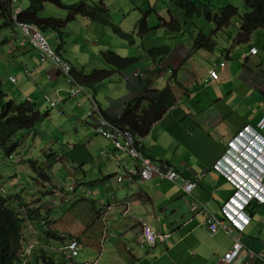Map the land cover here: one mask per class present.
Listing matches in <instances>:
<instances>
[{
    "label": "crops",
    "instance_id": "0c3cea01",
    "mask_svg": "<svg viewBox=\"0 0 264 264\" xmlns=\"http://www.w3.org/2000/svg\"><path fill=\"white\" fill-rule=\"evenodd\" d=\"M11 30L17 33L15 28ZM257 34L258 31L253 34V40L260 39ZM19 35L14 39L15 45L10 46L6 58H20L24 61L23 69L12 72L9 69H1L0 78L6 90L7 82H11L10 78L19 75L20 82L16 78L19 94L12 92L9 97L16 102L32 100L36 103L41 114L45 116L39 124H44L52 117V110L57 112L50 119L51 133L43 129L42 133L46 138L39 144V166L49 169L50 172H57V175L61 174V179H58L56 174L52 173L55 177L48 178L45 189H40L39 183V190L44 191L39 193V204L50 206L55 201L60 208L64 206L59 211L63 214L65 223L53 225V229L65 234L64 236L71 233L72 237H80L86 253L93 254V250L98 251L99 245L103 252H109L103 248L100 241L97 243L92 239L95 231L100 233L102 238L105 233L109 236V226L118 219L125 238L137 242L138 245L143 225L147 223L164 235L165 240L154 248L146 246L141 249L138 245L141 250H146V257L126 244L115 245L114 251L118 252L121 247L126 251L125 261L128 260L132 264L137 261L142 264H223L224 256L234 244L233 236L221 231L211 237L206 220L209 215L222 219V207L236 191L235 185L226 175L216 170V165L220 161L223 163L226 158H231V144L238 142L243 147L249 135H244L246 138L238 137L246 127H256L264 113V54L259 55L257 43L251 46V50L255 48L257 53L252 54L251 50L247 52L246 66L243 67L241 62L228 64L227 60L232 59V52L227 51L228 59H221V63L225 62L226 66L219 68L218 81L209 77L211 68L206 66L208 57L204 55L206 51L203 50L195 52L185 64L181 61L184 56L176 66L173 63L175 59L171 61V65L173 63L172 66L177 70V78L172 80L169 73L171 71L165 70L168 61L163 64L162 69V66L153 63L146 55L142 56L141 62L144 65L138 64L134 71L148 72L149 80L153 82L152 87H156L164 77L167 84L173 87L177 104L162 120L152 126L148 135L139 140V147L153 160L178 170L181 179L175 183L157 179L140 182L134 174L138 169V162L126 153L117 152L109 140L96 133L95 121H87L86 116L91 109L89 98L94 96L91 90L73 97L65 78L53 65L41 64L37 52L32 49L18 48ZM234 39L235 37L233 43ZM4 42L10 41L6 38ZM260 43L264 52V40ZM7 45L9 47V44ZM104 45L111 46L112 42L107 41ZM3 49L0 48V53ZM187 50L188 54L190 47ZM71 52L73 51L68 50V47L62 46L61 54L79 71L83 66L78 65L79 58L71 57ZM103 52L100 51L101 57ZM254 57L257 58L252 60ZM252 67L254 70L246 72L247 68ZM26 70L30 71V76L25 74ZM159 73L162 77L157 76ZM124 75L126 72H117L111 79L96 87L98 93L95 97L101 109H114L122 114L126 101L131 99L130 96L139 94L141 85L133 84L132 87L126 88ZM106 82L109 85L100 89V85ZM167 84H161L158 89ZM46 96L57 103V108H50ZM36 127L33 131L23 132L21 136L26 138L27 134L32 135ZM38 137L39 140L42 138L37 135L35 139ZM239 164L240 161L237 160L236 165L229 169H236ZM227 165L231 167L229 162ZM121 175L125 180L119 182L117 178ZM184 178H194L198 181L199 185L193 192V198L206 207V215L200 216L190 212L188 200L183 197L184 192L181 189ZM71 184L76 185L75 193H68L69 202L59 203L61 195H55L52 189L64 188ZM250 207L252 212H248L251 215V223L242 238L245 248L232 264H264V260L249 259L250 251L264 252V203ZM66 241H59L54 248L60 247L62 250ZM53 243L56 242L51 240L50 245ZM109 256L108 259L112 258L110 264L125 263L122 258H119V263L117 257ZM79 263L97 264V261L82 258Z\"/></svg>",
    "mask_w": 264,
    "mask_h": 264
},
{
    "label": "rangeland",
    "instance_id": "374dc122",
    "mask_svg": "<svg viewBox=\"0 0 264 264\" xmlns=\"http://www.w3.org/2000/svg\"><path fill=\"white\" fill-rule=\"evenodd\" d=\"M64 4L71 5L75 3H79L81 0H62ZM197 2L201 3H208V6L212 10L213 15L216 13H219L220 9L226 6H234L238 8L239 15L234 17L230 23V25L222 32H216V25L213 20H210L205 13H202L201 15H195L193 18H191V22L195 23V25H192L189 28L188 31H185V37L182 40V38L179 37L177 41L175 39H172L174 37L173 33L164 29L163 27H160L159 24L161 23L162 19L170 20L172 16L179 17L182 19L187 18L186 13L179 7L178 5H175L171 3L169 0H107L106 4L109 7L110 15L113 20V23L121 28V30L125 33H134L135 34V44L131 45V42L128 40H124L121 37H119L114 30L111 27H106L101 24H96L86 18L79 17L74 22L70 23L67 28L65 29V44L63 47H68V50H72L71 57L73 59L79 58L78 65L83 66L80 67L81 70L84 71L86 74L93 73L94 70L97 69H110L109 66L105 65L102 57L100 55V51H113L117 53L118 55L124 57V58H143L146 54V50L148 48H154V47H162L166 45L167 47L172 49V52L174 53L171 55L170 58L175 57L178 62L181 60V58L186 56L187 48L190 47V52L192 51V46L194 44V41L198 39V34L203 33L207 36H212L213 39L217 42L216 49L212 51L206 50L204 55H207V62L206 66H210V68H215L217 65L221 63V59L227 60V51L232 52V59H228V64L241 62L240 64L242 67L247 62L246 53L250 52L251 46H255L254 43H257L256 48H259V55H263V46H260V41L264 40V29L258 30V36H260V39L254 38L252 39L250 43L248 44H242V45H234L233 38L236 37L237 31L240 29L242 19L241 17L246 14L249 10V8L245 5V3L242 0H195ZM98 3V0H93V5ZM11 5V2H9V7ZM18 5L22 6H28L29 0H18ZM151 11V12H150ZM150 12L148 23L149 26L152 28V30L143 35L140 36L138 34V28H139V22L141 17L144 13ZM43 17L49 18H61L65 19L67 16V11L59 8L53 4H47L45 6V9L43 10L42 14ZM184 24L187 22L186 20L183 21ZM4 30V31H3ZM2 33H0V48H4L3 51L0 53V63L3 62L9 54V48L12 44L15 45L14 39L17 38L18 33L13 32L11 29H3ZM187 30V29H186ZM47 39L49 40L50 44L53 46V48L56 47V39L58 35L53 34L51 32L44 33ZM138 34V36H137ZM216 34V35H215ZM256 37V36H255ZM8 39L10 42L6 43L4 42L5 39ZM111 41V46L104 45L105 42ZM9 44V47L8 45ZM192 44V46H191ZM205 51V50H203ZM188 52V53H190ZM194 55V54H193ZM238 56V57H237ZM255 56V55H253ZM252 57V56H251ZM257 57H254L252 60L256 59ZM182 61V60H181ZM177 62V63H178ZM234 63V64H235ZM9 64V67H8ZM144 63L140 61L138 66H142ZM24 61H22L20 58L15 57V60L8 56L6 60L3 62V64H0V70L6 71L9 69L11 72L12 70H20L23 69ZM146 68V67H144ZM137 68L135 67L134 70ZM264 69V68H263ZM133 70V71H134ZM251 70H254V67L246 70V72H251ZM220 71V69H218ZM139 72V71H134ZM146 73V76L149 75L148 72L144 71ZM161 74H157L159 77ZM15 77L19 80L21 78L18 74L15 75ZM149 77V76H148ZM162 77V76H160ZM173 77H171L172 80ZM176 79V78H175ZM163 84H167L165 81V78L162 77L156 87V90H159L158 87ZM109 84L106 82L104 85H100V89L103 87L108 86ZM164 88V86H162ZM173 88V87H172ZM89 89H86V92ZM97 93L98 89L96 88ZM161 90V89H160ZM104 91V90H103ZM6 92L8 94H11L12 92H16L19 94L18 89L15 84H11V82H7V88ZM93 93V91L91 90ZM94 94V93H93ZM10 99V97H9ZM53 100V99H52ZM49 104V103H48ZM90 111V110H89ZM87 113V121L89 120ZM56 110L51 111V116L53 117L56 115ZM50 117L47 122L44 124H39L32 135H28L27 137H20L17 142L20 143V150H18L17 153L14 154L15 160L22 161L23 158L30 157V163L31 162H38L39 163V144L41 145L42 142L45 141L46 135L42 133L43 129L48 130L49 133L52 131L51 127V121ZM84 119H82V124L84 123ZM43 125V126H42ZM43 127V128H42ZM37 135H40L42 138L39 137L36 140L35 137ZM48 137H50L48 135ZM51 138V137H50ZM52 139V138H51ZM45 147V146H43ZM3 159L0 161L1 163V170L0 174L5 180V182L8 183L9 188L12 191H22L23 189H27L28 191L38 193V187L39 184V175H37L29 166H27V163H21L18 164L15 161H7L6 156L2 154ZM9 159V158H8ZM44 172L47 175L56 174V177L58 179H61V174L57 175V172L51 171L49 169H45ZM66 206V205H65ZM64 206H61L63 208ZM63 216V214H60ZM43 216L45 218H49V215L46 212H43ZM120 221L117 219L115 222H113L109 226V236L106 235L104 238L101 237V234L95 231V236H93L92 239H94L95 242L102 244L103 248L109 250L108 253L103 252L101 250V246H98V251L93 250V254H87L85 251V246L82 248L81 255L79 259H85L92 260V262H96L97 264H110V260L112 258L109 257H117V261L120 262L119 258H122L124 260V254L126 251L121 247L118 249V252L114 251L113 248L115 245H123L126 244L127 247L133 248L135 252L141 253L143 257H146V250H141L137 242H132L130 239H126L123 235V231L120 228L119 225ZM85 230V229H84ZM84 230H82L84 232ZM114 231V232H113ZM27 233V232H26ZM119 233V234H118ZM71 235V233H69ZM118 234V235H117ZM38 236V235H37ZM34 239H37L39 237L32 236ZM101 237V238H100ZM106 238L108 241L106 242ZM50 252H52V256L55 257L57 260V263L64 264V255L65 252L60 249V247H52L49 249ZM102 255H101V254ZM116 254V255H115ZM121 255V256H120ZM126 264H132L130 261L126 260ZM124 262L121 264H125ZM133 264H142L141 261L134 262Z\"/></svg>",
    "mask_w": 264,
    "mask_h": 264
},
{
    "label": "trees",
    "instance_id": "16d2710c",
    "mask_svg": "<svg viewBox=\"0 0 264 264\" xmlns=\"http://www.w3.org/2000/svg\"><path fill=\"white\" fill-rule=\"evenodd\" d=\"M107 0H98V3L92 4L93 0H81L79 3L66 5L62 0H29V5L24 6L23 13L19 16L22 22H28L36 25L42 32L55 31L59 33L63 40L64 29L66 26L75 21L79 17L88 18L92 22L101 24L106 27H111L114 32L124 40L135 44V34L125 33L121 28L113 23L110 15L109 7L106 4ZM171 3L178 5L186 13L187 21L177 18H171L169 21L162 19L160 27L166 28L172 32L177 41L185 37V31H188L191 26V18L195 15H205L213 20L216 25V32L224 31L231 23L232 19L239 15L238 8L234 6H226L220 9L219 13L213 15L208 3H201L195 0H169ZM249 8L241 19L242 23L239 32L236 35L234 43L237 45L248 44L253 34L264 29V0H242ZM9 2L11 5L9 7ZM54 4L59 8L67 11L65 19L44 18L41 13L47 4ZM151 12V11H150ZM150 12L144 13L139 22L138 34L143 36L149 33L152 28L149 26L148 18ZM12 11V0H0V30L12 29L14 27ZM195 25V23H192ZM187 29V30H186ZM137 34V36H138ZM216 35V34H215ZM21 36L19 35L20 39ZM61 47V46H60ZM59 47V48H60ZM217 47V42L212 36L199 33L198 39L194 41L192 51L183 57L182 62L185 64L193 56L195 52L200 50L214 51ZM175 51V50H174ZM173 51V52H174ZM172 49L166 45L162 47L148 48L146 56L155 64L163 67V64L168 61L169 69L172 72L173 79L177 78V70L174 65L178 60L175 57L170 58L174 53ZM104 62L112 69H97L91 74H86L81 71L73 70V75L77 82L89 90H92L94 97L97 95L96 87L99 84L111 79L117 72H126L124 79L126 80V88L132 87L133 84H140L141 89L139 94L131 97L125 103V108L122 114L114 109L107 111L101 110V114L113 125L120 126L123 129L131 131L137 140L144 138L149 134L152 126L163 119V117L177 104V98L171 85H167L161 90L152 88L153 82L149 78H142L140 75L130 73L140 63L141 58H124L113 51L102 53ZM175 59V60H174ZM174 60V65L171 61ZM181 64V63H180ZM181 66V65H180ZM164 69V67L162 68ZM168 71V70H167ZM141 73V72H140ZM95 101L96 97H95ZM98 105H100L98 103ZM45 116L41 114L38 106L35 103H17L7 99V95L3 89V82L0 79V149L9 154L13 150V140L22 131L33 130ZM90 121L92 119L90 118ZM29 216L33 214L29 212ZM40 217V215H39ZM31 219V218H30ZM33 219V218H32ZM22 218L19 212L11 209L8 205V200L0 196V228L5 232V241L7 247L11 244L18 246L20 244V229L22 228ZM42 220L39 218V228H43ZM47 236L57 240H71L72 235L57 237L52 231H48ZM48 243V240L45 241ZM9 251L13 252L11 247ZM47 264H57L53 258H49L48 252L45 249L40 253ZM39 257V256H38ZM14 260L10 256L7 263H13ZM39 264V263H38Z\"/></svg>",
    "mask_w": 264,
    "mask_h": 264
},
{
    "label": "built area",
    "instance_id": "2783aa9c",
    "mask_svg": "<svg viewBox=\"0 0 264 264\" xmlns=\"http://www.w3.org/2000/svg\"><path fill=\"white\" fill-rule=\"evenodd\" d=\"M12 11L16 27L21 32L22 36L20 46L34 48L38 52L39 59L42 63L51 62L54 64L65 76L67 83L74 87L73 95L83 93L84 87L78 84L73 76L71 64L51 47L47 38L43 36L33 24L18 21L19 16L23 13V8L21 5H18V0H12ZM137 75H139V73H136V76ZM140 75L144 76L143 74ZM212 76L218 78L216 72H212ZM51 106L54 107L55 103L52 102ZM89 117L97 123V134L109 140L116 151L126 153L133 160L138 162V169L134 173L135 176L139 178L138 180L147 182L157 179L159 181L177 182L181 179L178 170L170 167L168 164L158 163L141 152L134 134L106 120L105 117L101 115L100 109L95 102L93 103V108L89 113ZM244 135H249V138L247 142L243 143V147L238 142L233 143L235 146L231 144V148L229 149V154H232L231 158H226L223 163L220 161L219 164L216 165V170L226 175L235 185L236 191L232 198L222 208L230 224L222 222L214 216H210L207 219V226L211 236L217 234L219 230H224L228 234H231L233 232L231 226L244 230L250 222L245 208L252 202L264 203V113L256 127H246L245 131L241 133L238 138ZM244 137L246 138V136ZM237 160L240 161L237 168L229 169L236 165ZM227 162L231 164V167L227 165ZM123 180L124 177H118L119 182ZM197 185L198 181L196 179L187 180L184 178L182 189L191 210L206 215L208 213L206 207L190 199ZM165 238L164 235L156 232L151 226L145 225L144 241L151 245H155L158 240L164 241ZM242 249L243 244L241 242V237L237 236L235 237L233 250L225 256V264H230L240 254ZM78 250V244L76 242L71 243L68 257L73 258L78 256ZM250 257L264 260V252L257 254L251 252Z\"/></svg>",
    "mask_w": 264,
    "mask_h": 264
},
{
    "label": "clouds",
    "instance_id": "9594fccd",
    "mask_svg": "<svg viewBox=\"0 0 264 264\" xmlns=\"http://www.w3.org/2000/svg\"><path fill=\"white\" fill-rule=\"evenodd\" d=\"M54 5V4H53ZM72 5V4H71ZM22 6V5H21ZM56 6V5H55ZM58 7V6H57ZM23 8V11H24V6H22ZM42 14V13H41ZM42 17V15H41ZM67 17V16H66ZM45 18V17H44ZM49 18H54V17H49ZM84 18V17H83ZM61 19V18H59ZM88 19V18H86ZM89 20V19H88ZM20 21V20H18ZM91 21V20H90ZM22 22V21H21ZM74 22V21H73ZM28 23V22H26ZM72 23V22H71ZM95 23V22H94ZM32 24V23H30ZM70 24V23H69ZM68 24V25H69ZM98 24V23H96ZM34 25V24H33ZM67 25V26H68ZM41 33L43 36L44 35V32H42L36 25H34ZM66 26V28H67ZM16 30H17V33L20 34L21 36V32L19 31V29H17L16 27V24H15V21H14V27ZM12 28V29H13ZM65 28V29H66ZM65 29H64V35H63V40H61V37L59 35V33L55 32V31H47V32H51L53 34H57L58 37L56 39V43L58 44L57 47L53 48V46L51 45V47L62 57L64 58L65 60H67L70 64L71 62L66 59L62 54H61V50H62V46L65 44V36H66V33H65ZM1 31V30H0ZM22 37V36H21ZM46 37V36H45ZM47 38V37H46ZM236 38V37H235ZM20 39H18V48L20 49H32L34 51H36L34 48H31V47H21L20 46ZM48 40V39H47ZM49 41V40H48ZM235 41V39H234ZM50 43V42H49ZM235 44V43H234ZM236 45V44H235ZM61 46V47H60ZM60 47V48H59ZM37 52V51H36ZM106 52V51H104ZM251 53L252 54H256L257 53V49L253 48L251 50ZM37 55H38V52H37ZM103 58V57H102ZM38 60L41 64H51L54 66V64H52L51 62H47V63H42L39 59V55H38ZM106 64V63H105ZM72 66V69L74 70V67L73 65L71 64ZM226 66V63L223 62V63H220L219 65H217L215 68H211L209 70V77L210 79L214 80V81H218L220 79V75H219V72H218V69L219 68H224ZM54 68L65 78V76L60 72V70H58L55 66ZM139 72H133L132 74H136V73H139L140 74H143L144 76H141L142 78H149L148 75L146 76V73L142 70H138ZM141 72V73H140ZM168 72V71H167ZM212 72H216L218 74V78H215L212 76ZM171 74V77H172V72H169ZM25 74L27 76H30L31 73L29 70H26L25 71ZM72 74H73V71H72ZM138 75V76H139ZM74 76V75H73ZM1 79V78H0ZM14 79V81H13ZM66 80V83H67V79L65 78ZM10 81L11 83L13 84H18V81L16 79V77H11L10 78ZM77 81V80H76ZM3 82V81H2ZM78 83V82H77ZM79 84V83H78ZM68 87H69V91H70V94L72 96H77V95H80V94H86V87H84V92L83 93H79L77 95H73V90H74V87L70 86L68 83H67ZM81 85V84H80ZM167 85H170V84H167ZM166 85V86H167ZM3 89L7 95V99L8 100H12L14 101L13 99H9V94L6 92L5 88H4V84H3ZM174 91V90H173ZM89 96V95H88ZM90 97V96H89ZM46 99H47V102L49 103L50 105V108L51 109H55L57 108V103L54 102L53 100H51L48 96H46ZM91 100V109L89 111V113L91 112L92 108H93V103L95 102L97 105H98V102L95 101V97L94 96H91L89 98ZM16 102V101H15ZM26 102H31V103H34L32 100H28V101H25V102H17V103H26ZM55 103V106H51V103ZM36 104V103H35ZM99 109H100V113H101V107L98 105ZM102 115V114H101ZM103 116V115H102ZM104 117V116H103ZM88 118L90 119L89 117V114H88ZM106 119V118H105ZM107 120V119H106ZM92 121H95L92 119ZM96 121H95V125H96ZM115 125V124H114ZM117 126V125H116ZM120 127V126H118ZM127 130V129H125ZM33 131V130H31ZM23 132H30V131H22L20 133H18V135L14 138L13 140V150L11 153L9 154H6L5 152H3L1 149H0V161L3 159V156L2 154H4L6 156V160L7 161H15L16 163L18 164H21V163H27V166H29L37 175H39V182H37L38 184L40 183L41 186H40V189H45L47 185H45V182L48 180L49 177H51V175H47L44 170L47 169V168H44L43 166H39V163L38 162H29L30 160L28 159V157L26 158H23L24 160L22 161H19L18 160H15L14 158V154L18 152V150H20V143L17 142V140L20 138V137H23L21 136ZM99 135V134H98ZM135 136V135H134ZM138 142V148L141 152H143L140 147H139V140H137ZM118 152V151H117ZM146 155V154H145ZM149 157V156H148ZM9 158V159H8ZM151 158V157H150ZM152 159V158H151ZM155 161V160H154ZM157 162V161H156ZM159 163V162H158ZM165 164V163H163ZM172 167V166H170ZM173 168V167H172ZM0 170H1V163H0ZM179 172V171H178ZM180 174V172H179ZM181 175V174H180ZM122 176V175H121ZM124 177V176H122ZM139 179V178H138ZM194 179V178H192ZM118 180V178H117ZM125 180V178H124ZM189 180V179H187ZM140 181V180H138ZM141 182V181H140ZM183 182V180H182ZM172 183H175V182H172ZM199 185V183H198ZM197 185V187H198ZM181 187H182V184H181ZM196 187V188H197ZM75 188H76V185L75 184H71V185H66L64 188H61V187H57V188H53L52 191L55 195H61V199L59 200V203H63V202H69V194L68 193H73L75 191ZM195 188V189H196ZM194 189V190H195ZM44 192L43 190H39V187H38V193H42ZM184 192V191H183ZM194 192V191H193ZM193 192H192V195L190 196V199L191 200H194L196 201L198 204H200L197 200H195L193 198ZM234 195V194H233ZM0 196H3L4 198H6L8 200V205L10 206L11 209L15 210L16 212H19L20 215H21V218H22V221H23V224H22V228L20 229V244L18 246H16L15 244H13L11 246V244L9 245V247H7L6 245V241H5V232L3 230H1L0 228V264H8L7 263V259L8 257H12L14 262L13 263H10V264H47V262L44 260L43 256L40 254L41 253V250L42 249H45L46 251L49 252V254L51 255L49 249L52 248V247H55L57 245V243H59V241L61 240H57V239H52L51 236H47V233L48 231H52L53 234H55L57 237H64L65 234L63 233H59L57 230L53 229V225H56L58 223H61V222H64L65 223V219L63 216H61L60 214H62L59 210L61 209L57 204L56 202L54 201L53 204H51L50 206H46L45 204H39V201L41 200V196L39 197V194L35 193V192H32V191H28L27 189H23L22 191H12L10 188H9V185L7 182H5V180H3L1 174H0ZM184 198H186L185 194H184ZM232 198V197H231ZM40 199V200H39ZM187 199V198H186ZM254 204H260V203H256V202H252L249 206H247L245 208V212L246 214L248 215V217L250 218V222L249 224L251 223V215L250 213L248 212V209L251 208L250 206L254 205ZM263 204V203H261ZM260 204V205H261ZM201 205V204H200ZM223 208V207H222ZM29 212L31 214H33V217H30L29 215ZM43 212H46L48 215H49V218H45L43 216ZM190 212L193 213V214H196V215H203L202 213H199V212H193L190 208ZM222 213H223V218L222 219H219L217 218L216 216L214 215H210V216H214L216 217L218 220L222 221V222H226L227 224H230V222L227 220V218L225 217V214L222 210ZM40 215V217H39ZM205 215V214H204ZM209 216V217H210ZM208 217V218H209ZM31 218V219H30ZM33 218V219H32ZM39 218H41L42 220V225L44 226L43 228H39ZM207 218V219H208ZM249 224L245 227L244 230H240L236 227H232V230L233 232L231 234H228L227 232H225L224 230H219L218 233H220L221 231L227 233L228 235L230 236H233V240H234V243H235V237L237 236H240L241 237V242L243 244V249L242 251L244 250L245 246H244V243H243V234L244 232L246 231L247 227L249 226ZM145 225H149L147 223H145L143 225V229H142V237L140 238V240L138 241V245L141 249H144L146 246L150 247V248H154L157 246V244L159 242H162V241H157L155 245H151L149 244L148 242L144 241V227ZM206 225H207V220H206ZM151 226V225H149ZM152 227V226H151ZM208 227V226H207ZM153 228V227H152ZM154 229V228H153ZM156 231V229H154ZM208 231H209V228H208ZM27 232V233H26ZM158 232V231H156ZM159 233V232H158ZM217 233V234H218ZM215 234V235H217ZM38 235V236H37ZM70 235V234H68ZM108 235V233H105L104 237ZM210 235V233H209ZM213 235V236H215ZM32 236H36V237H39L37 239H34V237ZM73 236V235H72ZM211 236V235H210ZM211 236V237H213ZM65 238V237H64ZM66 239V238H65ZM48 240V243H46L45 241ZM51 240L56 242V243H53L52 245H50L51 243ZM108 239L106 238V241ZM73 242H76L79 246V255L76 256V257H73V258H69L68 257V251H69V246L71 245V243ZM234 246V244H233ZM233 246H232V249L230 251L233 250ZM12 249L13 252L9 251V249ZM84 247V244L81 240L80 237H72L71 240H68L66 241L64 247H62V250L65 252V255H64V260L66 261L65 264H82V263H79V257L81 255V251H82V248ZM229 251V252H230ZM242 251L240 252V254L230 263L232 264L237 258L240 257ZM228 252V253H229ZM252 251L249 252V259L251 260H258V259H253L250 257V253ZM227 253V254H228ZM226 254V255H227ZM257 254V253H256ZM47 256L49 258H53L52 256ZM225 255V256H226ZM39 256V257H38ZM225 256L223 258V264H225ZM54 259V258H53ZM55 260V259H54ZM55 262L57 263V261L55 260ZM59 264V263H57ZM88 264V263H86Z\"/></svg>",
    "mask_w": 264,
    "mask_h": 264
},
{
    "label": "bare ground",
    "instance_id": "6f19581e",
    "mask_svg": "<svg viewBox=\"0 0 264 264\" xmlns=\"http://www.w3.org/2000/svg\"><path fill=\"white\" fill-rule=\"evenodd\" d=\"M13 16V15H12ZM45 35V34H44ZM74 97V96H73ZM100 106V105H99ZM103 138V137H102ZM136 169V168H135ZM135 173V172H134ZM132 174V173H131ZM183 178V177H182ZM132 180V179H131ZM133 181V180H132ZM152 181V180H151ZM165 182V181H164ZM172 183V182H171ZM182 183V182H181ZM178 184V183H177ZM182 189V188H181ZM75 193V192H74ZM76 196V195H75ZM184 197V196H183ZM193 214V213H192ZM201 216V215H200ZM210 216V215H209ZM171 237V236H170ZM169 240V239H168Z\"/></svg>",
    "mask_w": 264,
    "mask_h": 264
},
{
    "label": "water",
    "instance_id": "95a60500",
    "mask_svg": "<svg viewBox=\"0 0 264 264\" xmlns=\"http://www.w3.org/2000/svg\"><path fill=\"white\" fill-rule=\"evenodd\" d=\"M248 211H249V212H252V208H249Z\"/></svg>",
    "mask_w": 264,
    "mask_h": 264
}]
</instances>
